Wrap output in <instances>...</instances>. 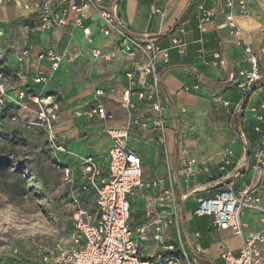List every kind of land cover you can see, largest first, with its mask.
<instances>
[{
	"label": "crops",
	"instance_id": "0c3cea01",
	"mask_svg": "<svg viewBox=\"0 0 264 264\" xmlns=\"http://www.w3.org/2000/svg\"><path fill=\"white\" fill-rule=\"evenodd\" d=\"M52 1L57 5L58 0ZM223 1L118 2L119 19L126 28L150 35L160 47L168 50V62H158L165 144L158 140L159 131L152 124L153 112L147 103L132 97L136 106L131 110L121 103V93L126 85L125 72L132 64L117 49L116 34L105 37L98 31L99 19L93 10L87 12L84 20L92 30L93 43L89 45L80 30L70 23L57 30L41 32L35 27V9L26 10L12 2L0 7L5 67L0 82L10 96L16 89L61 95L60 118L54 128L58 141L67 150L63 159L76 163L74 179L79 178L82 156L91 155L102 165L106 164L110 140L104 132L105 127L129 125L127 145L141 159L142 182L158 177L172 180L176 222L161 232L160 241L154 238L153 223L164 210L158 191L143 184L133 187L127 194L129 226L133 234L137 235L138 229L147 226L145 239L139 241L147 258L155 259L167 253L164 246L173 244L174 253L183 257V264H223L222 251L237 254L244 239L262 228L264 177L253 169V153L259 145L260 133L256 129L264 128V59L259 61L262 79L241 101V93L230 77L246 68L248 63L243 47L235 43L237 37L228 31ZM248 4V22L236 14L241 30L238 37L257 54L261 43L259 28L264 25V0H248ZM199 5L214 13L203 32L197 26ZM153 8L163 15L152 12ZM174 37L185 42L183 53L172 47ZM93 47L101 51L97 58L90 55ZM198 49L203 50V57L196 52ZM25 50L27 54L19 60ZM47 50L55 54L66 50V59L72 61L53 70L47 57L39 58V54ZM76 50L81 54L73 57ZM215 51L223 54L225 64L219 65L211 57ZM36 75L47 78L44 87L32 81ZM195 84L198 88H191ZM184 87L189 89L184 91ZM96 89L104 91L101 101L111 115L109 119L101 120L91 113ZM1 112L8 127L22 128L19 123L8 120L14 114L22 119L20 111L10 105ZM189 159H193L190 167L187 165ZM244 187L251 189L256 200L242 210V234L218 229L211 217L194 214L198 197H210L224 188L238 192ZM63 244L69 245V238ZM257 247L264 258V245Z\"/></svg>",
	"mask_w": 264,
	"mask_h": 264
},
{
	"label": "built area",
	"instance_id": "2783aa9c",
	"mask_svg": "<svg viewBox=\"0 0 264 264\" xmlns=\"http://www.w3.org/2000/svg\"><path fill=\"white\" fill-rule=\"evenodd\" d=\"M10 1L23 9H35L37 20L35 27L41 31L60 29L70 23L78 28L87 44L93 43L92 30L84 20L89 10H93L99 19L98 31L105 37L116 34L117 49L124 55L126 61L132 64L125 72L126 85L121 93V103L128 110L134 109L136 103L143 101L153 112L152 124L159 131L158 140L165 144V123L163 118L162 95L159 90L158 62H168V50L160 47L155 39L146 33H135L126 28L119 19V0H58L54 5L52 0H0V4ZM226 13L224 20L229 33L236 36L235 43L243 47L248 66L231 75L230 80L239 89L241 101L252 93L257 83L262 79L259 61L264 59V25L259 28L261 43L258 53H254L250 45L240 35V27L236 22L239 13L246 22L250 19L248 0H224ZM67 3V5H65ZM152 12L160 11L153 8ZM214 13L202 5L197 7V26L205 31L206 23L210 22ZM2 33L0 31V79L4 76ZM171 45L179 53H183L185 42L178 37L171 39ZM203 57V50L196 51ZM27 54L23 51L19 60ZM76 50L73 57L80 56ZM90 55L97 58L101 55L98 48H91ZM65 50L55 54L52 50L39 54V58L47 57L51 68L55 70L62 59H66ZM211 57L217 64H225V58L220 51H215ZM34 83L46 85L47 78L36 75ZM197 89L198 85L191 86ZM189 87H184L187 91ZM102 89L94 91V113L99 119L106 120L111 115L105 110L101 97ZM13 106L23 114L19 119L17 114L9 117V122L20 124L30 136H36L40 131L45 136L48 149L54 152L66 153V147L58 141L55 123L60 118V101L51 94L16 89L13 96L7 94V89L0 82V112L7 106ZM259 145L253 153V169L264 177V128L259 130ZM105 134L110 140L106 164L102 165L93 156L85 155L79 160V178L82 191H91L94 195L96 211L94 215L78 202L72 200L70 220L73 226L69 234V245L55 242L42 251V262L49 264H183V257L174 253L175 246L167 244L165 254L155 259L143 255L139 241L145 239L146 228L143 226L134 235L129 226V203L127 194L133 187L143 184L151 186L159 193V201L164 208L154 219V238L161 240V232L176 222V197L174 185L169 177H158L150 182H142V166L140 157L128 147L129 125L121 127H105ZM183 153V151H182ZM231 155V151L227 152ZM193 159L187 161L190 167ZM63 180L72 183L73 168L67 164L62 167ZM256 200L249 187L238 192L230 188L217 191L210 197H198L194 214L207 216L218 229H230L234 235L242 234L241 213L245 206ZM262 228L248 235L237 254L222 251L220 258L223 264H264L257 245H264V216L261 218Z\"/></svg>",
	"mask_w": 264,
	"mask_h": 264
},
{
	"label": "rangeland",
	"instance_id": "374dc122",
	"mask_svg": "<svg viewBox=\"0 0 264 264\" xmlns=\"http://www.w3.org/2000/svg\"><path fill=\"white\" fill-rule=\"evenodd\" d=\"M71 61L62 59L57 68ZM54 95L61 103V95ZM1 116L0 264H41L46 246L68 241L73 198L91 215L95 199L92 192L81 190L80 178L63 180V165L75 168V161L48 149L41 131L32 137L21 127H8Z\"/></svg>",
	"mask_w": 264,
	"mask_h": 264
},
{
	"label": "trees",
	"instance_id": "16d2710c",
	"mask_svg": "<svg viewBox=\"0 0 264 264\" xmlns=\"http://www.w3.org/2000/svg\"><path fill=\"white\" fill-rule=\"evenodd\" d=\"M4 74H5V70H4ZM159 87V86H158Z\"/></svg>",
	"mask_w": 264,
	"mask_h": 264
}]
</instances>
